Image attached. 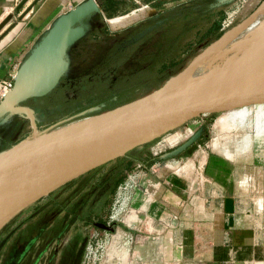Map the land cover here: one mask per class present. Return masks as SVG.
<instances>
[{
  "label": "rangeland",
  "instance_id": "obj_1",
  "mask_svg": "<svg viewBox=\"0 0 264 264\" xmlns=\"http://www.w3.org/2000/svg\"><path fill=\"white\" fill-rule=\"evenodd\" d=\"M259 1L173 0L168 19H163L167 15L164 11H150L147 7L115 21L92 13L84 19L85 33L68 48V67L57 85L45 97L33 96L24 102L33 106L42 128L99 104L102 99H128L151 90L214 38V34L204 35L213 20L220 25L229 22L222 27L223 31L249 13ZM118 101L112 105L120 103ZM231 108L194 115L168 132L201 127L197 140L208 149L219 151L212 146L218 133L214 124ZM10 114L11 123L3 132L13 129L16 118L21 115ZM23 122L17 136L30 129L28 119ZM192 132L173 144L166 143L162 134L140 148L146 152L151 146L164 142L160 153L179 144ZM117 164V161L103 163L91 171L90 176L54 188L8 219L0 227V264H79L86 251L90 263L130 264L135 227L134 224L122 225L124 220L128 223L133 220L128 217H133L131 209L125 213L126 217L115 221L112 230L92 224V219L109 212L117 185L129 172L137 171V185L141 167L137 164L142 163L137 162L135 168L127 172ZM133 190L132 186L128 187L125 193L126 206H131ZM69 238L75 240L70 246ZM88 240L90 244L85 249Z\"/></svg>",
  "mask_w": 264,
  "mask_h": 264
},
{
  "label": "crops",
  "instance_id": "obj_2",
  "mask_svg": "<svg viewBox=\"0 0 264 264\" xmlns=\"http://www.w3.org/2000/svg\"><path fill=\"white\" fill-rule=\"evenodd\" d=\"M19 1L0 0V22L12 13L3 28L17 21L0 38V86L54 18L82 0H38L21 19L18 13L31 0L16 10ZM154 1L97 0L100 10L93 13L115 21L147 7L164 11L163 19H168L173 0L158 7ZM106 9L116 14L108 16ZM221 29L215 19L204 34ZM11 119L10 113L0 118V150L30 132L17 136L26 120L22 115L13 129L3 132ZM214 126L218 133L212 146L220 152L196 140L178 154L162 157L164 142L145 152L140 147L147 141L107 161H117L126 172L142 163L129 208L135 227L130 264H264V101L224 111ZM195 128L173 134L168 130L163 139L173 144ZM95 168L63 184L90 176ZM123 222L122 227L129 225Z\"/></svg>",
  "mask_w": 264,
  "mask_h": 264
},
{
  "label": "water",
  "instance_id": "obj_3",
  "mask_svg": "<svg viewBox=\"0 0 264 264\" xmlns=\"http://www.w3.org/2000/svg\"><path fill=\"white\" fill-rule=\"evenodd\" d=\"M26 0L15 6L20 10ZM31 0L17 15L21 19L37 2ZM100 7L82 0L60 12L31 46L13 74L12 86L0 98V118L19 113L30 132L0 150V227L30 202L130 149L179 126L192 116L264 101V37L253 51L222 68L188 78L199 63L235 38L264 10V0L225 28L180 69L150 91L100 110L90 105L69 117L40 128L29 97L51 91L68 67L69 46L82 36L84 19ZM12 13L0 22V38L15 24ZM2 29V30H1ZM199 127L160 155L171 157L200 136Z\"/></svg>",
  "mask_w": 264,
  "mask_h": 264
},
{
  "label": "bare ground",
  "instance_id": "obj_4",
  "mask_svg": "<svg viewBox=\"0 0 264 264\" xmlns=\"http://www.w3.org/2000/svg\"><path fill=\"white\" fill-rule=\"evenodd\" d=\"M263 37H264V10L261 11L249 23V25L239 33V35L231 39L220 49H218L217 51L206 57L204 60H202L199 63V65L193 69V71L190 73L188 78L193 79L207 72L216 71L222 68L226 64H229L230 62L241 56L240 51L243 50L242 55L253 51L254 47L257 44H259V42ZM231 51H233V55H230ZM235 107L237 106H233V108ZM128 217L131 219L133 218L130 216ZM124 249L126 251L125 247Z\"/></svg>",
  "mask_w": 264,
  "mask_h": 264
},
{
  "label": "built area",
  "instance_id": "obj_5",
  "mask_svg": "<svg viewBox=\"0 0 264 264\" xmlns=\"http://www.w3.org/2000/svg\"><path fill=\"white\" fill-rule=\"evenodd\" d=\"M227 23L229 22H225L222 25V27L224 28ZM13 74L1 80L0 96H2L12 86ZM137 166H141V164H137ZM137 175H138L137 171L129 172L127 174V177L123 181L118 183L117 189L115 191V199L112 202L109 212L107 213V218L105 219L107 224H115L116 220H122L123 219L122 217H124L125 213H127V211L129 210L130 206L129 205L126 206L128 198L127 200L125 199V193H127L128 187L132 186V188L134 189L130 199L132 200L133 194L136 189ZM131 225L133 224L129 223V226ZM89 244L90 241L88 240L85 245V249L88 248ZM79 264H95V262L90 263L89 258H87V251H86L84 257L82 258Z\"/></svg>",
  "mask_w": 264,
  "mask_h": 264
},
{
  "label": "trees",
  "instance_id": "obj_6",
  "mask_svg": "<svg viewBox=\"0 0 264 264\" xmlns=\"http://www.w3.org/2000/svg\"><path fill=\"white\" fill-rule=\"evenodd\" d=\"M162 1L163 0H155L154 2H153V5L154 6H156V7H158L159 5H161V3H162ZM114 2V1H113ZM113 6H115V4H113ZM104 9V8H103ZM105 13L106 14H108V16H112V15H114V14H116L115 13V10L113 11V10H105ZM222 32V30H219L218 32H216L215 34H214V38L215 37H217L220 33ZM205 35V34H204ZM213 38V39H214ZM175 63H177V62H175ZM178 64V63H177ZM61 78H62V76H61ZM60 78V79H61ZM165 80V79H164ZM163 80V81H164ZM60 81V80H59ZM163 81H161L158 85H160ZM157 85V86H158ZM148 91H150V90H148ZM148 91H145V92H143V93H141V94H139V95H136V96H134V97H130V98H128V99H125V98H122V99H125V100H122V99H111V100H109V99H107V98H105V99H102V101L104 100V104L103 105H101V107H100V110H103V109H106V108H109V107H112V106H114V105H116V104H114V105H112L113 103H115L117 100H119L118 102H124V101H127V100H130V99H132V98H135V97H137V96H140V95H142V94H144V93H146V92H148ZM103 92V91H102ZM47 95V93L46 94H44V95H41V96H34V97H45ZM98 95H101V94H98ZM128 96H130V94L128 95ZM98 97V96H97ZM109 100V101H108ZM54 104H56L57 103V100L55 99L54 101ZM58 103H61V101H59ZM99 103V102H98ZM119 104V103H118Z\"/></svg>",
  "mask_w": 264,
  "mask_h": 264
},
{
  "label": "flooded vegetation",
  "instance_id": "obj_7",
  "mask_svg": "<svg viewBox=\"0 0 264 264\" xmlns=\"http://www.w3.org/2000/svg\"><path fill=\"white\" fill-rule=\"evenodd\" d=\"M100 103L101 102H99V104ZM92 224L95 225L96 227H99V228L105 229V230H112L114 228V224H107L105 219L104 220H101L99 218L92 219ZM74 242H75V240L73 238L71 239V241H70V238H69V241H68L69 246L71 244H73ZM85 244H86V242H85ZM85 244H84V247H85Z\"/></svg>",
  "mask_w": 264,
  "mask_h": 264
}]
</instances>
